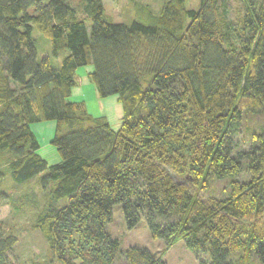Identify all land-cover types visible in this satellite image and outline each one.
I'll return each instance as SVG.
<instances>
[{"label":"trees","instance_id":"trees-1","mask_svg":"<svg viewBox=\"0 0 264 264\" xmlns=\"http://www.w3.org/2000/svg\"><path fill=\"white\" fill-rule=\"evenodd\" d=\"M72 1L0 0V152L17 184L51 186L37 220L51 264H166L120 250L106 231L117 204L128 229L145 216L155 239L184 242L200 264H264V125L237 138L246 113L264 115V0H242L239 19L229 0H169L120 24L102 0L81 1L87 19ZM89 65L100 97L119 95L118 131L71 100ZM40 121L57 124L60 163L38 153ZM214 179L228 194L206 198ZM17 243L0 222V264Z\"/></svg>","mask_w":264,"mask_h":264},{"label":"rangeland","instance_id":"rangeland-1","mask_svg":"<svg viewBox=\"0 0 264 264\" xmlns=\"http://www.w3.org/2000/svg\"><path fill=\"white\" fill-rule=\"evenodd\" d=\"M82 0H73L71 4L78 7V17L87 19L82 12ZM169 0H102L104 13L114 23H131V21H146L152 14H161L163 5ZM230 16L239 19L243 14L242 0H229ZM201 0H190L188 8L198 9ZM90 20L88 24L90 25ZM44 39H40V49L43 57L49 52V46H45ZM92 65L79 67L77 72V85L72 88L71 100L84 102L88 112L96 117L106 116L113 131H118L122 124L125 111L119 100V95L100 97L98 90L89 76L93 72ZM241 124L238 140L245 143L249 134L260 131L264 125L262 112L254 114L246 113ZM34 135L39 141L38 153L47 160L49 166L60 163L61 157L52 141L55 138L57 124L55 121H40L30 125ZM245 147V146H244ZM8 155L0 152V169L7 167ZM6 166V167H4ZM6 178L0 183V222L4 226L6 235L14 234L18 237L16 247L10 253L12 264H51L50 244L46 234L37 228L38 217L49 204V192L51 186L41 188L39 178H34L28 183H16L11 178V171L6 168ZM210 188L203 194L206 198L214 196L224 197L228 194L229 180L214 179L210 182ZM64 202L56 203L62 207ZM113 222L107 224L106 231L121 242V251L129 247H143L148 249L166 264H200L196 254L189 249L184 242H179L168 249L164 240L155 239L148 228L147 219L141 217L139 224L128 229L122 206H114ZM116 264H128L123 258L118 257Z\"/></svg>","mask_w":264,"mask_h":264}]
</instances>
